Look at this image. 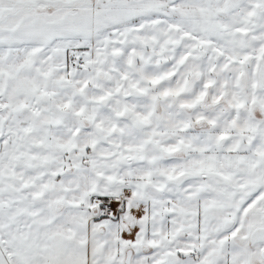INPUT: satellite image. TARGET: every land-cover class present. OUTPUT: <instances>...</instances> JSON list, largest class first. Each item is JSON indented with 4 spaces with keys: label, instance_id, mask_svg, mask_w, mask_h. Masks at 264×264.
I'll return each instance as SVG.
<instances>
[{
    "label": "snow or ice",
    "instance_id": "1",
    "mask_svg": "<svg viewBox=\"0 0 264 264\" xmlns=\"http://www.w3.org/2000/svg\"><path fill=\"white\" fill-rule=\"evenodd\" d=\"M0 264H264V0H0Z\"/></svg>",
    "mask_w": 264,
    "mask_h": 264
}]
</instances>
